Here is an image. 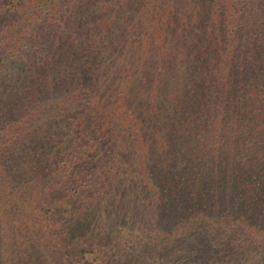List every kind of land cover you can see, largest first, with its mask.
I'll return each instance as SVG.
<instances>
[{"label":"trees","instance_id":"trees-1","mask_svg":"<svg viewBox=\"0 0 264 264\" xmlns=\"http://www.w3.org/2000/svg\"><path fill=\"white\" fill-rule=\"evenodd\" d=\"M8 16L0 264H264V0H0ZM49 27L62 55L53 38L23 60Z\"/></svg>","mask_w":264,"mask_h":264},{"label":"rangeland","instance_id":"rangeland-1","mask_svg":"<svg viewBox=\"0 0 264 264\" xmlns=\"http://www.w3.org/2000/svg\"><path fill=\"white\" fill-rule=\"evenodd\" d=\"M66 11V9H65ZM15 20V17H5L3 20L0 21V31H3L6 29V25L9 21ZM37 27V26H36ZM43 28V27H42ZM51 28V27H49ZM42 33L44 34L45 37H43V34H37L35 31H32V33L30 35H26L25 36V41H23L22 43H17L16 45L18 46V49L20 50V52L22 53V59L24 60V56L27 59H31L34 56H40L41 53V47H39L40 44H43L44 42H46V45H50V42L53 38L55 40L58 41V43L55 45L54 47V52H52L54 55H57V57H59L60 55H62V48L58 47L59 45V41H63V36H62V31L58 30V29H54L51 28L50 30H43ZM63 43V42H62ZM33 47H37L36 49H33ZM27 92V91H25ZM165 242V241H164ZM171 244H172V240H171ZM144 245V243H143ZM154 248L152 245H146L145 248L144 246H142V248L137 249L133 252H130L129 250H127V253H133V256L137 257V256H142V254L144 253H149L148 255H150L152 257V259H156L157 255H155L154 253ZM167 250H164L163 254H161L163 257H167L168 255L166 254ZM89 256V254H87ZM145 257L140 259L142 262L139 264H147V262L144 261ZM173 259H174V255H173V251H171V260H167V262L169 264L173 263ZM69 264V263H66ZM131 264H138V259H135V261H131Z\"/></svg>","mask_w":264,"mask_h":264}]
</instances>
